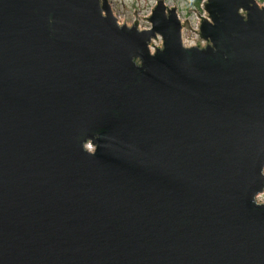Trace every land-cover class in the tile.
<instances>
[{"label": "water", "instance_id": "95a60500", "mask_svg": "<svg viewBox=\"0 0 264 264\" xmlns=\"http://www.w3.org/2000/svg\"><path fill=\"white\" fill-rule=\"evenodd\" d=\"M203 9L0 0V264H264V3Z\"/></svg>", "mask_w": 264, "mask_h": 264}, {"label": "rangeland", "instance_id": "374dc122", "mask_svg": "<svg viewBox=\"0 0 264 264\" xmlns=\"http://www.w3.org/2000/svg\"><path fill=\"white\" fill-rule=\"evenodd\" d=\"M165 2L170 7H177L184 20H189L193 26H196L200 21L198 14L194 10L199 11L203 15L206 14L203 9L204 0H165ZM109 3L120 24H124V19H126L127 25H133L132 21L135 18L136 9L139 17V28H148L150 22L143 18L151 13L156 4V0H109ZM195 37L194 32L189 29L185 33V43H193L192 40ZM153 41L156 46H162L161 36L160 43L157 39ZM152 48L154 49V46ZM260 197L264 199V193Z\"/></svg>", "mask_w": 264, "mask_h": 264}, {"label": "built area", "instance_id": "2783aa9c", "mask_svg": "<svg viewBox=\"0 0 264 264\" xmlns=\"http://www.w3.org/2000/svg\"><path fill=\"white\" fill-rule=\"evenodd\" d=\"M259 2H261V1H259ZM261 3H264V2H261ZM197 25H198V23H197ZM197 25L196 26H194L195 28H197ZM189 29H183V37H184V39H185V33L188 31ZM192 32H194L193 30H192ZM194 34H195V32H194ZM196 35V34H195ZM196 38H197V35H196V37H195V39L194 40H192L193 41V44H195L196 43Z\"/></svg>", "mask_w": 264, "mask_h": 264}, {"label": "bare ground", "instance_id": "6f19581e", "mask_svg": "<svg viewBox=\"0 0 264 264\" xmlns=\"http://www.w3.org/2000/svg\"><path fill=\"white\" fill-rule=\"evenodd\" d=\"M158 42H159V41H158ZM159 43H160V42H159ZM192 44H193V43H191V44L188 43V45H192Z\"/></svg>", "mask_w": 264, "mask_h": 264}, {"label": "trees", "instance_id": "16d2710c", "mask_svg": "<svg viewBox=\"0 0 264 264\" xmlns=\"http://www.w3.org/2000/svg\"><path fill=\"white\" fill-rule=\"evenodd\" d=\"M259 1L264 2V0H259Z\"/></svg>", "mask_w": 264, "mask_h": 264}, {"label": "flooded vegetation", "instance_id": "af4514ba", "mask_svg": "<svg viewBox=\"0 0 264 264\" xmlns=\"http://www.w3.org/2000/svg\"><path fill=\"white\" fill-rule=\"evenodd\" d=\"M167 4V3H166ZM156 5V4H155ZM168 5V4H167ZM169 6V5H168ZM155 7V6H154Z\"/></svg>", "mask_w": 264, "mask_h": 264}]
</instances>
